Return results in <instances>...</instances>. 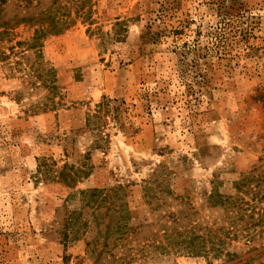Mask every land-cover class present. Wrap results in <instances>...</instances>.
<instances>
[{"label":"rangeland","instance_id":"rangeland-1","mask_svg":"<svg viewBox=\"0 0 264 264\" xmlns=\"http://www.w3.org/2000/svg\"><path fill=\"white\" fill-rule=\"evenodd\" d=\"M0 264H264V0H0Z\"/></svg>","mask_w":264,"mask_h":264},{"label":"trees","instance_id":"trees-1","mask_svg":"<svg viewBox=\"0 0 264 264\" xmlns=\"http://www.w3.org/2000/svg\"><path fill=\"white\" fill-rule=\"evenodd\" d=\"M31 0H27V2L29 3ZM40 12H42L41 14H45V16H43L44 18H41V19H46V18H49L50 19V22L47 23V25L44 27V26H41L40 29L38 30V32H41V33H45V32H53V33H59L61 32L65 27H67L70 23V21H63L61 20V18H57L55 16V14L51 11V9L47 8L46 10H41ZM40 19V18H38ZM43 21V20H42ZM98 192L97 191H93V192H90V193H86L84 194V199L85 201L88 203H90V201L94 200V196L95 194H97ZM98 207V206H97ZM80 216V214H79ZM72 217H75L77 218L78 217V214L77 215H72ZM71 217V218H72ZM197 238V237H196ZM195 239V238H194Z\"/></svg>","mask_w":264,"mask_h":264}]
</instances>
